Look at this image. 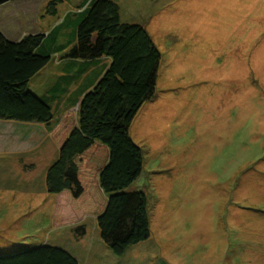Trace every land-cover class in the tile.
Wrapping results in <instances>:
<instances>
[{
	"label": "rangeland",
	"instance_id": "rangeland-1",
	"mask_svg": "<svg viewBox=\"0 0 264 264\" xmlns=\"http://www.w3.org/2000/svg\"><path fill=\"white\" fill-rule=\"evenodd\" d=\"M26 1L16 29L43 32V53L67 49L27 86L50 107V125L0 120V249L102 242L93 216L53 224L59 201L45 174L58 157L48 127L76 112L66 104L92 89L106 61L65 57L82 0L57 4L55 15L50 0ZM116 1L120 21L142 26L160 60L153 95L128 129L142 153L128 190L147 198L149 238L111 264H264V0Z\"/></svg>",
	"mask_w": 264,
	"mask_h": 264
},
{
	"label": "trees",
	"instance_id": "trees-1",
	"mask_svg": "<svg viewBox=\"0 0 264 264\" xmlns=\"http://www.w3.org/2000/svg\"><path fill=\"white\" fill-rule=\"evenodd\" d=\"M63 1L50 0L46 13L55 15L56 5ZM86 1L78 6L75 45L65 57L83 61L106 57L109 64L92 89L82 94L76 112L65 111L50 129L58 157L46 170L45 184L58 196L54 225L93 216L100 239L113 255L121 256L149 238L147 198L142 191L128 190L142 169L141 149L130 140L128 129L153 95L160 53L142 26L120 21L116 2L89 0L85 5ZM45 39L33 33L10 41L0 33V120L50 125V107L27 86L50 54L67 46L54 45L43 53ZM75 232L77 237L84 235V226ZM0 264L77 262L60 248L39 246L0 256Z\"/></svg>",
	"mask_w": 264,
	"mask_h": 264
},
{
	"label": "crops",
	"instance_id": "crops-1",
	"mask_svg": "<svg viewBox=\"0 0 264 264\" xmlns=\"http://www.w3.org/2000/svg\"><path fill=\"white\" fill-rule=\"evenodd\" d=\"M85 0H82V2ZM89 0H87L85 2V5H87ZM114 2L117 3L116 0H112ZM124 3H128L130 5L135 4L137 6L138 2L140 5H142V1L140 0H122ZM165 2V0H163ZM28 2L30 1H26V0H8L7 2H4L2 4H0V33L7 39L10 41H18L20 40L24 35L26 34H33V33H39L37 32V30L35 28H29L27 27L25 28H20V30L16 29V25L20 24L21 22L18 21V17H28L29 13H30V9L28 5ZM168 2V0H167ZM187 3L190 4H194V6H196L195 4H197V1L195 2L194 0H188L185 1ZM125 3V5H126ZM119 5V4H117ZM167 5H170L169 3H167ZM19 6V7H18ZM7 12H6V11ZM80 11L79 9H77L76 12ZM4 12V15H2ZM6 14V15H5ZM9 15L10 18H8ZM16 21V23H15ZM15 23V24H14ZM16 29V30H15ZM43 33V32H40ZM46 33V32H44ZM72 60L71 62L73 63H79L82 62L83 60H77V59H70ZM97 60H105L106 61V66L109 64V59L106 57H101ZM86 73V72H85ZM84 76V74L82 75ZM93 85V84H92ZM91 85V87H92ZM87 91L86 89L83 90L80 95H78L75 100L71 103V104H66L68 109H72L73 107L77 108L78 102L82 96V94ZM55 121L54 124L52 126H49L47 131L49 133L50 129L55 125ZM31 124V123H29ZM28 126H32V125H28ZM19 134L21 135L20 140H23L26 136V132L27 130L25 128L18 130ZM25 132V133H23ZM44 135H46L47 133L43 132ZM85 217V216H84ZM82 220H80L81 222ZM75 223H79L78 221ZM80 226V225H78ZM84 235H86L84 233ZM80 237L82 236H76V239L79 240ZM80 241V240H79ZM83 240H81L80 242L75 243L74 245L71 244L68 248H62L53 244H47V243H38V244H23L20 246H15V247H10V248H5V249H0V256H6V255H11V254H15L18 252H22V251H26L35 247H39V246H51V247H56V248H60L62 250H64L65 252H67L68 254H70L77 262V264H111V263H117L119 262L125 255V253L132 248L133 246L129 247L126 249V251L121 255V256H115L113 255L110 250L108 249V247L103 243V241H99L98 243H82Z\"/></svg>",
	"mask_w": 264,
	"mask_h": 264
},
{
	"label": "bare ground",
	"instance_id": "bare-ground-1",
	"mask_svg": "<svg viewBox=\"0 0 264 264\" xmlns=\"http://www.w3.org/2000/svg\"><path fill=\"white\" fill-rule=\"evenodd\" d=\"M176 110V109H175Z\"/></svg>",
	"mask_w": 264,
	"mask_h": 264
}]
</instances>
